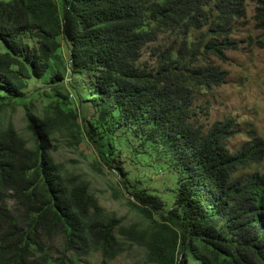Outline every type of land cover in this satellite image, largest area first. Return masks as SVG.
I'll return each instance as SVG.
<instances>
[{"label": "trees", "instance_id": "obj_1", "mask_svg": "<svg viewBox=\"0 0 264 264\" xmlns=\"http://www.w3.org/2000/svg\"><path fill=\"white\" fill-rule=\"evenodd\" d=\"M248 2L264 35V0H0V264H109L134 246L148 264H264V140L232 152L235 121L205 130L194 109L226 82L211 58L238 48ZM166 33L181 40L143 62ZM32 81L43 87L27 92ZM30 93L48 100L41 113ZM20 103L31 139L3 123ZM60 134L115 170L123 188H109L140 220L123 225L56 160ZM151 173L172 181V201Z\"/></svg>", "mask_w": 264, "mask_h": 264}, {"label": "rangeland", "instance_id": "obj_2", "mask_svg": "<svg viewBox=\"0 0 264 264\" xmlns=\"http://www.w3.org/2000/svg\"><path fill=\"white\" fill-rule=\"evenodd\" d=\"M1 1L8 2L10 0ZM254 8L255 5L248 2L246 17L235 23L232 39L237 41L238 48L227 53L228 60L221 62L216 58H211L212 63L227 73L226 82L210 91L196 92L195 94L194 109L197 113L195 121L197 119V123L204 126L205 130L210 129L216 121L227 119L235 121L236 133L226 142L232 152L237 151L244 143L250 141L253 138L252 133L264 140V35L256 29V22L253 19ZM180 40L179 37L172 34H161L157 42L150 44L144 50L141 60L153 64L156 61V58L152 56L154 48L157 46L167 48L173 43H179ZM0 51H3L1 44ZM41 87H43L42 82L32 81L29 83L27 92H33ZM70 98L79 110L76 98L74 96H70ZM32 102L39 113L48 104L46 98L40 97L36 93H30L24 104L29 105ZM24 104H18L14 110L9 109L3 123L6 126L11 123L24 138L31 139L32 135L27 130L25 121L26 107ZM68 142V137L65 135L60 134L56 137L53 142L58 147L57 151H53L56 160L65 163L75 173L83 175L90 181L91 191L99 199L101 206L116 212L118 217L124 218L123 225L129 226L140 220L138 215L128 207L126 198L115 197L109 188L110 185L114 188H123L122 181L115 170L106 167V173L97 171L93 162L96 159L99 160V157H95L94 150L88 149L84 144L70 146ZM29 146H33L32 141ZM116 164L130 171L134 167L131 159L126 160L123 157L118 158ZM262 167H264V161ZM150 175L154 176L150 181L155 185L152 188L157 189L164 198L172 201V194L167 192L170 188L162 184L164 181H169V184L172 185V181L164 173H151ZM118 181L121 185L115 184ZM60 244L61 242L56 240L55 250L60 248ZM83 264H101V259L98 255L90 256ZM109 264L148 263L144 250L139 246H134L127 248L120 257Z\"/></svg>", "mask_w": 264, "mask_h": 264}]
</instances>
